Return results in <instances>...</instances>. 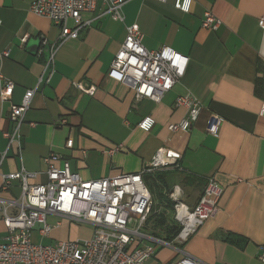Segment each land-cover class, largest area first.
Returning <instances> with one entry per match:
<instances>
[{
	"label": "crops",
	"instance_id": "obj_1",
	"mask_svg": "<svg viewBox=\"0 0 264 264\" xmlns=\"http://www.w3.org/2000/svg\"><path fill=\"white\" fill-rule=\"evenodd\" d=\"M35 1L0 0V52H9L1 71L14 84L11 97L0 99V201L21 198L17 181L1 190V175L24 169L35 175L28 184H45L44 159L52 154L83 181H97L139 173L159 149H167L180 157L177 168L161 171L171 175L167 193L177 187L180 201L193 208L208 179L223 191L213 217L185 243L146 241L154 256L144 264H169L184 255L205 264H264V31L257 24L264 0H192L189 13L176 10L174 0H131L122 7L123 22L98 3L81 15L88 24L78 37L63 44L59 26L31 13ZM205 11L221 21L217 30L202 29ZM134 25L146 50L169 47L188 58L183 77L159 103L138 99L107 78L126 29ZM52 49L48 77L43 71ZM77 84L95 91L85 94ZM27 90L35 93L19 138L9 143L4 135L13 133L10 107ZM186 96L199 103L198 119L189 132L171 133L168 126L187 116L186 108L176 106ZM212 116L220 120L217 135L207 133ZM145 117L155 121L149 132L138 128ZM18 211L12 206L7 212ZM6 236L0 215V244Z\"/></svg>",
	"mask_w": 264,
	"mask_h": 264
},
{
	"label": "built area",
	"instance_id": "obj_2",
	"mask_svg": "<svg viewBox=\"0 0 264 264\" xmlns=\"http://www.w3.org/2000/svg\"><path fill=\"white\" fill-rule=\"evenodd\" d=\"M129 1L131 0H36L30 6V11L59 26V43L63 44L68 39L78 37L88 24L82 22L81 15L93 12L98 3L106 7V12L114 21L123 22L122 7ZM173 5L178 11L189 13L192 0H174ZM69 21L74 22L73 29L68 28ZM221 24L210 11L203 13L202 29L215 31ZM257 24L264 31V16L258 19ZM142 39L136 25L126 29L125 39L111 62L107 78L128 87L138 99L146 98L159 103L183 77L188 58L169 47L148 51L143 47ZM25 42L26 38L22 39V43ZM41 44L47 45V40L43 37ZM54 54L55 50L52 49L44 66L43 74H48V77L52 73ZM8 55V51L0 52L2 101H7L14 90V84L5 79L1 71V63ZM48 80L49 78L45 82ZM41 81L42 79L39 82ZM76 88L88 95L95 91L94 87L85 88L81 84H77ZM34 93L35 90L25 91L21 103L11 105L9 121L13 125V133L4 135L9 143L15 137L19 138V131ZM176 106L186 108L187 116L180 122L169 125L168 130L171 133L189 132L198 119L200 105L192 97L186 96L179 97ZM260 115L264 116V104ZM219 123V118L212 116L207 133L217 135ZM154 124L153 118L145 117L139 122L138 128L149 132ZM66 146L70 148L71 142L68 141ZM179 159L178 154L159 149L139 173L83 181L78 174L71 172L67 161L52 154L44 159L47 165L45 184H28L27 181L35 175L24 169L1 175V190H8L17 181L21 188V198L20 201H0V215L7 231L5 242L0 244V264H144L154 256V248L146 244V241L168 247H174L175 243H185L213 217L223 190L213 178L208 179L197 204L188 208L180 201V191L175 187L169 194L174 203V220L180 226L174 242L169 244L145 234L144 227L150 217L153 201L143 178L155 171L177 168ZM56 163L61 165L56 166ZM12 206L19 208L14 216L7 212ZM49 216L87 224L93 228V233L82 242H59L52 246L34 243V232L43 240L54 229V226L47 223ZM261 259L264 260V249ZM169 264L205 263L184 255L180 260Z\"/></svg>",
	"mask_w": 264,
	"mask_h": 264
},
{
	"label": "trees",
	"instance_id": "obj_3",
	"mask_svg": "<svg viewBox=\"0 0 264 264\" xmlns=\"http://www.w3.org/2000/svg\"><path fill=\"white\" fill-rule=\"evenodd\" d=\"M149 175L161 185L163 194L157 203V198L152 194L153 206L150 217L148 218L144 232L152 238L163 240L166 243L172 244L180 232V226L177 222L168 216L169 212L173 211L174 203L168 198L166 189L168 188V178L171 176L168 172L155 171L144 176V182L147 181Z\"/></svg>",
	"mask_w": 264,
	"mask_h": 264
},
{
	"label": "rangeland",
	"instance_id": "obj_4",
	"mask_svg": "<svg viewBox=\"0 0 264 264\" xmlns=\"http://www.w3.org/2000/svg\"><path fill=\"white\" fill-rule=\"evenodd\" d=\"M145 185L149 192L156 197L157 203L161 198V194H163V190L158 181L154 178V176L149 175L147 181H145ZM169 197V192H168ZM173 211L169 212L168 216L173 218ZM47 223L51 226H54L52 229L50 236L46 239L41 240L36 235L34 236V243L42 244L44 246H52L59 242H82L87 240L91 234L93 233V228L87 224H81L76 222H70L68 220L59 219L56 217L49 216L47 218ZM57 224H59L57 226Z\"/></svg>",
	"mask_w": 264,
	"mask_h": 264
}]
</instances>
